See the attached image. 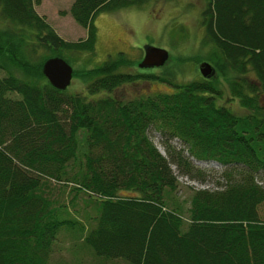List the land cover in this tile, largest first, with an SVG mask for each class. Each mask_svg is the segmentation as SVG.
Wrapping results in <instances>:
<instances>
[{"label":"trees","instance_id":"1","mask_svg":"<svg viewBox=\"0 0 264 264\" xmlns=\"http://www.w3.org/2000/svg\"><path fill=\"white\" fill-rule=\"evenodd\" d=\"M147 1L73 0L69 13L87 34L68 41L37 13L40 0H0L10 25L0 30V264H48L58 229L76 226L60 216L65 204L45 194L49 180L70 182L69 192L94 201L84 243L98 257L264 264V187L256 181L264 174V0H206L202 11L215 63L222 74H236L228 80L230 99L245 115L220 103L222 92L204 79L171 93L116 97L115 89L135 79L120 71L130 64L123 53L82 71L85 94L58 90L42 74L50 57L94 50L99 12ZM149 128L163 136L167 156ZM193 160L225 166L227 182L195 190L185 220L172 197L178 180L171 165L203 177Z\"/></svg>","mask_w":264,"mask_h":264},{"label":"rangeland","instance_id":"2","mask_svg":"<svg viewBox=\"0 0 264 264\" xmlns=\"http://www.w3.org/2000/svg\"><path fill=\"white\" fill-rule=\"evenodd\" d=\"M72 2L73 0H40L34 4L37 13L44 16L56 33L68 41L84 39L87 34L86 29L77 24L69 13ZM205 6L206 0H149L137 7L99 12L93 20L96 29L94 50L67 54L66 61L73 68L71 83L66 88L67 93L85 94V79L80 75L82 71L123 53L130 64L121 67L120 71L130 73L135 79L115 89L113 94L116 97L130 99L171 93L175 90V85L204 79L212 82L222 92L220 103L230 107L237 115H245L248 111L236 100L230 99L228 80L236 78V74L234 76L229 69L225 74L221 73V66L219 68L215 63L219 53L206 38L201 25ZM9 26L0 12V30ZM146 45L167 51V59L161 66L138 67ZM203 62H208L214 68V74L210 78H203L199 72V66ZM144 73L150 77L144 76ZM3 75L4 72L0 71V76ZM157 77L164 78L167 82L160 81ZM147 133L158 151L167 156L161 133L153 128H149ZM171 144L177 149L183 147L178 139L172 140ZM193 163L205 170L203 177H191L179 171L176 165H171L178 180L172 197L184 210L185 220L186 208L195 190L220 189L227 182L224 177L225 166L214 161L193 160ZM256 181L264 187V174L257 175ZM72 185L65 180H49L44 188L45 194L56 201V206L62 207L65 204L66 207L61 208L60 216L77 222L72 228L62 226L58 229L48 264H128L122 259L98 257L84 243L87 229L94 224L87 213L93 215L92 208L95 203L84 192L77 193V196L74 191L69 192ZM73 196V202H70ZM258 210L264 220V202L259 205ZM80 223L83 228L77 229Z\"/></svg>","mask_w":264,"mask_h":264},{"label":"water","instance_id":"3","mask_svg":"<svg viewBox=\"0 0 264 264\" xmlns=\"http://www.w3.org/2000/svg\"><path fill=\"white\" fill-rule=\"evenodd\" d=\"M166 59L167 51L165 49L146 45L143 58L139 62L138 67L151 68L161 66ZM199 72L203 78H210L214 74V68L208 62H203L199 66ZM42 74L54 88L66 90L71 83L73 68L64 58L54 56L44 61Z\"/></svg>","mask_w":264,"mask_h":264}]
</instances>
